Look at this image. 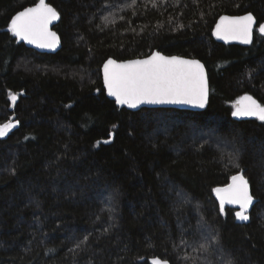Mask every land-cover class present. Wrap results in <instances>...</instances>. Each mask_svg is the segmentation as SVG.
I'll list each match as a JSON object with an SVG mask.
<instances>
[{"label":"trees","instance_id":"obj_1","mask_svg":"<svg viewBox=\"0 0 264 264\" xmlns=\"http://www.w3.org/2000/svg\"><path fill=\"white\" fill-rule=\"evenodd\" d=\"M38 1L0 0V126L15 124L0 138V264H264V121L232 115L246 95L264 105V36H212L222 15L264 23V0H47L56 54L10 29ZM154 51L204 63L205 111L107 97L106 60ZM237 174L254 198L247 224L215 196Z\"/></svg>","mask_w":264,"mask_h":264},{"label":"snow or ice","instance_id":"obj_2","mask_svg":"<svg viewBox=\"0 0 264 264\" xmlns=\"http://www.w3.org/2000/svg\"><path fill=\"white\" fill-rule=\"evenodd\" d=\"M157 3L158 0H153L154 7ZM59 18L54 7L45 0H39L35 7L20 11L11 20V31L21 40H27L39 47L55 48L59 42L58 37L48 26ZM256 23L250 13L242 17L225 16L217 25L216 32L225 39H239L250 44ZM259 32L264 34V24L259 25ZM104 81L109 95L114 96L118 104L131 108L143 103L189 104L204 108L208 102V81L204 66L198 60L166 57L159 52L147 59L126 63L108 60L104 65ZM11 99L15 101L17 97L12 96ZM232 115L256 116L264 121V105L251 96H244ZM13 127L15 124L12 123L0 126V137L6 136ZM231 179L232 183L227 187L215 189L220 200V209L223 211L225 204L239 205L241 210L236 216L246 221L249 219L248 209L253 203L249 183L243 174L234 175ZM153 264H168V261L155 259Z\"/></svg>","mask_w":264,"mask_h":264},{"label":"water","instance_id":"obj_3","mask_svg":"<svg viewBox=\"0 0 264 264\" xmlns=\"http://www.w3.org/2000/svg\"><path fill=\"white\" fill-rule=\"evenodd\" d=\"M45 2L47 3V0H45ZM38 3H39V1H38L36 4L31 5V6H28V7H35ZM28 7H25L24 9H26V8H28ZM24 9H22L21 11H23ZM19 12H20V11H19ZM19 12H17V13L12 17V19H13V18H14ZM249 13L252 14V15L254 16V14L251 13V12H248V13H245V14H242V15H222V16H220V17L217 19V21H216V23H215V25H214L213 31H212V36H213L214 40H215L216 42L220 43V44H223V45H239V46H243V47H249V46H251L252 43H253L254 32H255V30L257 29L258 32H259V25H258V23H256V25H254V27H253L252 43H250V44H245V43H243V42H242L241 40H239V39H232V38L225 39V38L222 37V35L218 36V35H217V32H216L217 25L220 24L222 17H225V16H227V17H242V16H245V15H247V14H249ZM59 17H60V15H59ZM254 18H255V20H256V22H257V19H256L255 16H254ZM12 19H11V20H12ZM59 20H60V18H59L58 20H54V21H52V22L49 24V26H48V27H49V30L52 31V32H54V33H56V36L58 37V41H59V42L57 43V45H56L55 48H42V47H39L37 44L29 43L27 40H21V39H20L18 36H16V35H15V37L18 39V41H19L20 43L25 44L26 47L31 48V49H34V50H36V51L39 52V53H42V54H56V53L59 52V51L61 50V48H62V40H61V37H60L59 34L54 30V27L58 24ZM262 24H264V23H262ZM260 25H261V24H260ZM10 29H11V22H10ZM259 34L264 36V34H262V33H260V32H259ZM157 52H158V51H154V52L151 53L150 55H148V56H146V57H143V58H135V59H129V60H116V59H114V58H110V59H111V60H115L117 63H126V62L131 61V60H144V59H147V58H149L150 56L154 55V54L157 53ZM159 53H160L161 55H163V56H166V57H179V58H181V59H185V60H198V61L204 66V71H205V74H206V76H207V81H208V102H207V104H206V106H205L204 108H199V107H196V106H193V105H189V104H172V103H163V104H159V103H157V104H153V103H143V104L138 105L136 108H131V107H129L128 105H120V104H118V103L116 102V98H115L114 96L109 95L107 85L105 84V81H104V65L107 64L108 60H110V59L106 60V61L103 63L102 67H101V76H102V80H103L104 88H105V93H106L107 97H108L110 100L114 101V102L116 103L117 106H119V107H121V108H125V109H127V110H129V111H132V112H137V111H140V110H142V109H144V108H146V109H158V108H164V109H176V110L191 111V112H202V111H205V110L207 109L208 105H209V100H210V85H209V79H208L207 70H206V67H205L204 63H203L201 60L196 59V58H188V57L179 56V55H165V54H163L162 52H159ZM246 96H251V95H246ZM251 97H252L253 99H255L253 96H251ZM239 102H241V100H240ZM236 107H237V106H236ZM235 111H236V108H235ZM238 117H241V118H247V119H259V118L256 117V116H238ZM111 137H113V133H111ZM0 138H1V137H0ZM107 142H110V140L107 141ZM237 175H238V174H237ZM231 183H232V179L230 180V182H229L227 185H225V186H223V187H219V188H225V187H227V186H228L229 184H231ZM249 189H250V187H249ZM250 193H251V190H250ZM251 195H252V193H251ZM215 196H216V198L218 199V201L220 202L219 197H218L217 194H216V191H215ZM225 205H226V206H229V207H232V208H235V209H237V210H239V211L241 210L240 207H239V205H236V204H225ZM253 205H254V198H253V203L250 205V207H249V209H248V213L252 210ZM248 213H247V214H248ZM238 221H239L240 223L247 224V223L249 222V219L246 220V221H242V220H240V219L238 218ZM155 259H160V260H162V259L159 258V257H153V258H150V259H149V264H153V260H155ZM168 264H171V263L168 261Z\"/></svg>","mask_w":264,"mask_h":264},{"label":"rangeland","instance_id":"obj_4","mask_svg":"<svg viewBox=\"0 0 264 264\" xmlns=\"http://www.w3.org/2000/svg\"><path fill=\"white\" fill-rule=\"evenodd\" d=\"M12 96H13V95H10V99H11ZM15 101H16V100H15ZM15 101H13V100L11 99L12 104H14Z\"/></svg>","mask_w":264,"mask_h":264},{"label":"flooded vegetation","instance_id":"obj_5","mask_svg":"<svg viewBox=\"0 0 264 264\" xmlns=\"http://www.w3.org/2000/svg\"><path fill=\"white\" fill-rule=\"evenodd\" d=\"M255 31H257V32H258V30H257V29H256ZM258 33H259V32H258ZM240 100H241V99H240ZM240 100H239V101H240ZM237 104H238V103H237Z\"/></svg>","mask_w":264,"mask_h":264}]
</instances>
